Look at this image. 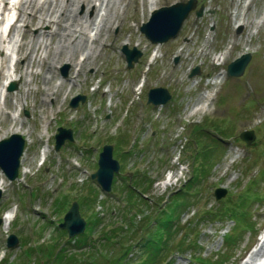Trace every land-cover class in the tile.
<instances>
[{
	"label": "rangeland",
	"instance_id": "374dc122",
	"mask_svg": "<svg viewBox=\"0 0 264 264\" xmlns=\"http://www.w3.org/2000/svg\"><path fill=\"white\" fill-rule=\"evenodd\" d=\"M176 1L184 0L154 3L157 7ZM199 4L205 6V11L199 17L189 12L175 38L151 44L138 29L148 18L149 0H121L118 9L107 13L113 15L111 25L101 31L99 38L95 36L100 43L93 40L90 46L84 43L81 49H74L75 61L81 63V68L80 64L58 61L53 78L47 83L43 64H50V56L48 62L40 65L41 49L36 50L35 59L29 63L28 57L23 58L24 49L21 55L20 51L17 53L18 60L12 64L20 77L13 80L16 88L6 91L0 104V138L11 133L7 127L12 122L8 115L14 109L12 97L16 105L21 104L13 121L27 131L20 133L25 142L18 177L8 181L2 176L0 264H49L59 246L74 251V245L67 244L66 235L57 228L72 201L78 202L85 219L84 232L93 236L100 234L102 228L124 227L126 216L133 218L131 224L136 228L145 216L151 220L149 226L153 225L157 209L188 182L199 163H203L206 172L199 174L198 182L186 192L190 194L189 205L179 215V224L184 228L177 235H188L186 241L195 239L199 245L183 244V251L173 254L170 264H192L187 262L189 257L209 260L215 254L219 257L214 264H256L264 256V0H197L196 5ZM83 9L78 4L76 11L81 13ZM3 10L7 11V5ZM91 11L87 8V16ZM104 14L105 11L99 23ZM36 21L25 28L18 27L21 32L29 29L30 32L25 30L29 37L36 33ZM49 26L56 23L43 22L42 29L46 31ZM55 42L53 39L50 46H55ZM123 44L127 48L134 46L141 53L131 68H126L119 51ZM92 48L98 54L83 59V52ZM10 50L7 37L0 35V75ZM245 52L250 57L242 75L226 76L227 63ZM65 65L66 76L62 77L60 67ZM26 66L30 70L28 82L20 74ZM194 67L198 73L189 76ZM59 79L62 86L53 87L50 97L43 100L45 88ZM155 86L165 87L171 95L161 106H152L145 100L146 91ZM76 94L84 95V101L70 107L68 102ZM40 109L50 110L45 119ZM195 125L201 128L198 137ZM57 126L70 128L73 141H65L54 151ZM246 129L254 132L250 144L238 138V133ZM105 143L112 145V155L120 165L113 175V193L101 192L89 179L96 168L97 153ZM200 144L208 145L202 153ZM45 145L47 151L42 154ZM167 174L170 179L162 183ZM137 176L141 177L139 185L134 182ZM129 179L144 191L147 199L137 207L139 211L126 204V194L117 190ZM216 187L225 190L218 199L213 195ZM93 188L100 192L98 197L88 195ZM84 196L93 201L80 208ZM239 204H243L246 218L242 215L243 223L233 224L226 213ZM121 207L126 212L129 209L128 215L121 214ZM206 208L219 210L221 219L203 221L200 211ZM6 211L12 212L8 221L3 219ZM93 219L99 221L92 227V222L86 221ZM226 231L232 235L221 242ZM9 233L23 240L6 247ZM126 245L118 244L107 254ZM256 250L259 253L253 255ZM132 253L134 258L142 256L137 249Z\"/></svg>",
	"mask_w": 264,
	"mask_h": 264
},
{
	"label": "bare ground",
	"instance_id": "6f19581e",
	"mask_svg": "<svg viewBox=\"0 0 264 264\" xmlns=\"http://www.w3.org/2000/svg\"><path fill=\"white\" fill-rule=\"evenodd\" d=\"M3 1L6 4L9 0H0V32L2 34L6 33L5 31L8 27V23L13 19L15 12L18 13V17L20 15V18L17 17L15 24H12L13 28L10 34H6L7 45L11 46V53L9 54V59L6 63L7 65L4 66V70L0 75V104L3 102L5 94L7 93L5 90L6 84L11 80H16L20 77V75L16 74L12 64V61L15 57L16 60H18L17 53H19V51L21 55L22 49H24L23 58L28 57L29 63L35 59L33 54L36 52V50H38V48L41 49L39 56L40 65L48 62L47 58L50 56V64H43L46 66V73L43 76L44 83L52 80L54 72L53 69L56 67L58 61H62L65 64H67V62L68 64H80L79 67L81 68V63L75 61V54H73L74 49H81V46L84 43H86L85 45L88 44L90 46V42L93 40H97L100 43V40L96 39L95 36L97 35L96 37L99 38L101 31L106 30L107 26L111 25V17L113 15H108L110 14V9H118L121 3V0H18L15 5L12 4L13 10H11V12H4L2 7L3 5H1ZM149 2L150 5L148 9L150 11L155 7L156 4L154 3L155 0H149ZM78 4H81L84 7L81 13L76 11ZM87 8L92 10L90 16H87ZM103 11H105L103 22L99 23L102 18ZM34 19H37V21L34 22L36 33L28 37L26 31L30 32V30L26 28L23 30V32H21L19 27H27L29 23H33ZM60 21H62V23H60ZM43 22H45V24L55 22L56 26H49V29L45 31L42 29ZM18 25L20 26L18 27ZM18 37L20 38L18 39ZM26 37H28L27 40ZM53 39H55L56 45L50 46ZM65 41H67V45H65ZM85 45L83 46L84 48H86ZM83 54V59H88L90 57L96 56L98 53H96V50L92 48L90 52L87 53L85 51ZM62 55H65V58ZM28 71L30 72L28 66H26L20 73L21 76H25V81L27 80V82L30 79ZM57 86H62L60 79L59 81L53 83L52 86L45 88L46 92L44 93L45 95L43 100H46L47 97H50L52 88ZM13 98L14 97H12V103L14 105V109L8 113L12 122L7 127V132H19L22 134V132L27 130H24L22 125H15V121H13L18 116V110L19 107H21V104L16 105ZM39 111L41 113V117L44 119L46 114L50 113V110L45 109H40ZM45 122L46 121L43 123V128H45L47 125ZM46 151L47 145L43 147L42 154H44ZM169 179L170 175L167 174L165 179L162 180V183H166V181ZM3 182L4 180L0 173L1 190L3 187ZM11 213V211H6L3 219L8 221L10 219ZM258 253L259 250H256V252H253V255Z\"/></svg>",
	"mask_w": 264,
	"mask_h": 264
},
{
	"label": "trees",
	"instance_id": "16d2710c",
	"mask_svg": "<svg viewBox=\"0 0 264 264\" xmlns=\"http://www.w3.org/2000/svg\"><path fill=\"white\" fill-rule=\"evenodd\" d=\"M194 129L195 132H198L196 133V137H198L201 128L195 125ZM215 129L218 130L217 127H215ZM207 146L208 145L205 146L200 144L202 149L200 150V153L204 152V150L207 149ZM203 172H206V170L203 168V163H199V166L193 168V174L188 182L185 183L181 189L174 191L169 199L165 200L164 205L157 209V213L152 219L153 225L149 226L151 220L149 217L145 216L139 223V228H136L131 224L133 218L131 216H126L128 215L129 209H127L126 212L124 211V208L121 207V214L128 218V220L123 222L124 227L119 225L117 228H115L116 226L102 228L100 230V234L96 236L91 235L89 231H85L74 239L66 240L67 244L74 245V248L77 250L75 249L74 251H71L66 249L65 246L63 247V245H61L53 254V258L49 264H170L171 257L169 256L174 253H181L185 247L183 244L189 243V247L194 243L198 245V242H196L195 239H192L189 242V239L187 238L186 241V237L188 235H183L180 238H177V235L184 228V226H180L179 224V215L184 211L183 209L189 205L188 201L190 197L187 196L190 194H186V192L188 191L189 187L198 182V175ZM115 180L116 179L114 178L113 182ZM139 180H141V177L139 176H137L136 180L134 178L136 185H139L137 184V181ZM144 181L141 183L142 186L145 183ZM150 182L151 181H149V184ZM115 187L116 186L114 185L113 189ZM136 188L137 186L133 184V181L131 182V179H129L128 182L124 180L122 189L116 188L122 194H126L127 199L125 198V203L128 205H133L135 210H137L139 205L147 202L146 197L143 196L144 191ZM97 195V192L96 194L92 192L93 198ZM87 197L88 196H84V198L81 199V202L79 203L80 208L83 206V204L86 206H90L92 204L93 199ZM231 213L233 215H231L230 212L228 215L233 221L236 220V216L237 218L243 217L242 214L239 213V211L237 212L235 209L231 210ZM200 215L205 217H202L203 221L207 220L208 218L211 222H215L221 219L220 215H222V213L219 212V210L204 209L200 211ZM95 218L97 219V216ZM98 218L100 219V217ZM96 219L90 221L87 220L86 223L88 222L90 224L92 222L91 224L93 227V224L99 221ZM121 221L122 219H120L119 222ZM190 232L193 233L191 230ZM135 233L137 235L129 237V235ZM172 234L175 235L172 237ZM170 237L171 239L168 240ZM229 238L230 233L222 238L223 242H226ZM122 243L127 244L122 250H119V248L118 250H115L114 254H107L109 249L114 248L118 246V244ZM135 249H137L142 254L141 257L134 258L135 255L132 253V251ZM127 254L129 255V258L133 257V260L129 259ZM160 254L163 255L157 257ZM218 257L219 254H215L211 256L209 260H194L195 258L193 256V262L191 263L214 264L218 260ZM53 260H55L54 263L52 262Z\"/></svg>",
	"mask_w": 264,
	"mask_h": 264
},
{
	"label": "water",
	"instance_id": "95a60500",
	"mask_svg": "<svg viewBox=\"0 0 264 264\" xmlns=\"http://www.w3.org/2000/svg\"><path fill=\"white\" fill-rule=\"evenodd\" d=\"M196 0L178 1L169 5L154 8L150 12L148 20L140 26V31L152 43H162L170 38H174L182 24V21L195 6ZM202 6L195 11V15L199 16ZM121 51L125 55L127 66L130 67L131 61H136L140 52L132 48L122 47ZM249 54L245 53L235 58L227 65L226 73L231 76H239L248 62ZM195 73V70L192 72ZM62 75H66V71H62ZM15 87L12 83L8 86V90ZM82 95H77L71 99L69 105L76 106L78 100L83 101ZM169 98V93L163 87H153L147 92V103L160 105L165 103ZM239 137L249 143L253 139L252 131H241ZM54 149H58L60 144L65 140H72L71 130L69 128L57 127V133L54 135ZM23 138L20 134L12 133L7 138L0 139V170L8 180H13L17 176L19 166V156L23 148ZM112 146L104 144L98 153L97 168L90 174V178L100 186L102 191H109L113 172L118 169L117 160L112 158ZM224 194V189L216 188L214 190L215 198H219ZM60 228L67 231L71 237L77 233H81L84 228V220L79 215L77 203L71 202L69 208L63 215L62 222L58 224ZM16 243L14 235L10 234L6 238V245L12 246Z\"/></svg>",
	"mask_w": 264,
	"mask_h": 264
}]
</instances>
